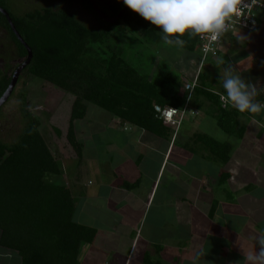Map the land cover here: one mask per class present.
<instances>
[{
	"label": "trees",
	"instance_id": "obj_1",
	"mask_svg": "<svg viewBox=\"0 0 264 264\" xmlns=\"http://www.w3.org/2000/svg\"><path fill=\"white\" fill-rule=\"evenodd\" d=\"M95 1L110 18L116 17L127 7L122 0ZM83 2L86 10L94 16L96 22L93 25L82 21L72 10L57 6L36 8L15 15L7 0H0V7L9 12L17 30L33 51L32 61L23 70L19 82L27 78L26 85L30 77H38L62 89L72 98L68 112L61 113L65 117L62 120L64 126L68 125L65 126L66 130L61 127L55 129L58 140L72 158L79 162L84 158L85 145L78 140L76 123L87 115L86 102L105 109L123 126L132 124L149 133L166 136L172 134V128L165 125L158 108L182 109L187 98L190 97V103L192 101L194 104L196 99L195 104H199L202 97L210 102L207 105L214 108L218 126L227 135L236 134L239 112L222 106L218 92L226 93L224 89L217 91L213 88L208 76L203 74V68L198 76V84L190 94L177 88L182 82L180 74L159 71L158 76L150 78L149 74H143L127 63L122 48L110 47L108 59L96 57L97 51L93 45L105 43L116 30L124 32V23L142 24L146 35L152 40L157 41L162 37L157 31L158 26L131 9L111 23L96 12L90 0ZM0 28L9 33L17 47L18 58L24 62L28 58V50L1 11ZM228 38H237V33L229 32L222 46ZM183 39V48L189 52H199L201 58L199 35H185ZM237 60L239 57L234 62ZM14 65L6 63L1 67L0 98L20 64L16 68ZM15 90L11 97L15 95ZM28 95L25 86L19 94L24 127L18 139L12 143L0 139V248L17 252L23 264H80L84 246L94 244L98 229L75 219L77 204L71 189L53 180V177L61 176V164L40 131L41 121L31 111ZM243 130H240L241 135ZM207 140L215 159L228 163L232 157L231 144L220 143L212 137H207ZM137 185V182L126 184L128 188ZM251 189L252 194L264 199L263 191L256 195L253 184L247 188ZM144 262L163 264L153 260L150 255H146Z\"/></svg>",
	"mask_w": 264,
	"mask_h": 264
},
{
	"label": "rangeland",
	"instance_id": "obj_2",
	"mask_svg": "<svg viewBox=\"0 0 264 264\" xmlns=\"http://www.w3.org/2000/svg\"><path fill=\"white\" fill-rule=\"evenodd\" d=\"M7 4H9L15 15L24 14L36 8L57 6L58 8L72 10L85 23L93 25L96 22L94 16L84 7L83 0H7ZM124 28V32L116 30L114 36L109 38L105 43L93 45L94 49L97 51L96 57L101 56L100 58L108 59L111 55L109 50L110 47L122 48L123 57L127 63L133 67L135 66L141 73L149 74L150 78L154 75L158 76L159 71L180 74L182 82L177 88H180V91L183 93L187 81L197 78L202 68L203 74L205 73L208 76V82L213 88L217 91L223 89L222 82L219 81V67H223L221 62L232 63L236 71L242 75V78L245 79L246 82L254 84L256 87L264 83V78L261 74V71H264V22H262L259 29L255 32L241 31L242 34L249 37L247 43L244 45H241L240 42L237 41V38H228L225 45L221 47L222 52L220 56L217 58L210 57L206 63L204 62L205 65H202V56L200 58L199 52H189L184 48L178 49L174 46L166 45L162 38L157 41L152 40L146 35L143 25L138 22H132L131 24L124 23ZM157 31L161 33L162 37L163 33L158 27ZM239 32L240 31L236 32L237 35ZM236 57H239V60L234 62ZM18 59V51L15 43L12 41L9 33L3 30V28H0V72L1 67L5 66L6 63L15 64L14 68H16L23 62V59ZM26 80L27 78L20 80L15 88V95L11 97L1 109L0 139L12 143L18 139L23 131L24 118L20 111L19 94L26 86L29 93V107L34 115L41 121L40 131L47 144L50 146L55 158L61 164L62 174L60 177H53L55 182L60 184L70 182L69 185H65L72 187V183H77L83 178V182L87 183L90 187H97L99 181L92 175V171H97L98 166L97 163H89L88 158L92 157H95L92 159L93 161L98 160L99 169L102 174L99 176L100 180L102 176H105L108 183L113 184L117 182L118 178L122 177L123 181L133 182L130 179V175L133 177L132 173L135 170L134 168L124 167V163H135V157H137V155H134L135 149L131 147L130 144H127L125 135L128 133L124 132L123 128L125 126L120 124L118 118L112 116L105 109L91 102H86L88 107L87 115L85 119L76 123L78 140L85 145L84 155L86 158L81 165V167L84 165L86 169L89 168V171L85 172L84 167L82 169H80L81 167L79 169L77 168L79 160L70 156L68 150L63 143L60 142L61 140H58L55 132L56 128H67L65 126L68 125L64 126V122L62 121L65 117H63L61 113L68 112L69 108L72 106V98L62 89L40 80L38 77H30L25 85ZM190 104L189 102L188 105L190 106ZM197 105H203V103L201 102ZM187 116V121L188 119L193 121L191 115L187 114ZM112 117L114 120L111 119ZM216 119L218 120L217 117ZM216 119H211L209 117L206 119V122L201 121V129L208 132L209 136L214 139L225 140L226 138V141L232 146V157L228 165L229 167L224 169L225 171H227V169L229 171L230 168L237 167V169L235 168V171H233V178L229 181L225 178L221 188L217 189L215 195L212 194L209 196L220 200L221 209L222 211L224 210V212L221 217L218 216L220 217L218 219L222 217H225V219H221L215 226H212V220L209 215V205L206 203L204 206H194L191 203L194 193L190 190L187 196L188 198L185 201L186 203L178 208L180 217L177 219H179L180 222L176 226L179 230H182L189 225L191 233L194 235V242L196 241V243H198L205 235L211 236V233L216 234L215 231L218 225L225 220L228 224V231L224 233L227 239L221 240V244L225 246L223 250L224 254L221 257L222 263L247 264L244 260V250L241 246L249 251H255L256 248L257 251H259L260 246L258 244L256 245V238L260 234H264V200L252 194V189L247 190V186L250 184L246 182L249 181L244 180L245 182H243V179H250L252 181L251 175H259V181L255 182L256 186L254 187L257 192L256 195H258L260 191L264 192V152L262 154L260 153L262 151H257V153H255V151L246 153V149L237 151L239 146L243 148H250V146H253L256 141L254 139L256 135L246 134V128L241 135L240 130L242 129H240V126L237 127L236 134L231 136L226 135L221 127L217 125ZM187 121L180 126V128L177 127L178 132H180L179 143L181 145H188L192 136H202V134H200V128L198 126L193 127V125H190ZM61 122L62 124H60ZM117 125L120 126L118 127ZM126 126L128 128L131 127L130 125ZM173 129H175L176 132V128ZM254 129L257 130L258 139L262 140L264 146V134H262V132L259 134L260 128L257 129L256 126H251L247 133L249 131H254ZM159 145L163 146V143L160 141ZM260 147L262 146L260 145ZM112 165L115 166L113 169L117 171L119 175L118 178H114L112 174H109V168H111ZM169 170H167L163 180L158 202L164 194H167L166 190L168 183H166V181L170 178ZM123 171H126L127 174H124ZM223 172L221 177H224ZM122 174L125 176L123 177ZM138 175V177H142L146 182L149 179L146 176H142V174L138 173ZM134 178H137V176ZM181 179L187 184V188L191 187V185H193L192 188L194 187L195 182L188 177L182 176ZM182 180L181 183L183 184ZM251 181L249 183H251ZM141 185L144 184L142 183ZM114 192L115 191H110L106 197L102 196L96 200L85 201V199H83L80 202L79 208L87 210L88 215L85 216L81 209L77 213L78 216H75L77 221L93 226L100 231V233L98 232L95 243L87 244L84 248L85 252L92 249V246L98 249V251L93 253V255L98 256V264H115L117 261H121L120 263L124 264L135 235L134 233L140 225L144 236H151V241L156 240V238L163 239L165 237V240H161L163 243H166L168 234L166 230L174 231L170 223H168V225L163 223L165 228L162 229V233H159L157 229L152 226L154 220L161 221L162 209L159 211L161 207L159 203H157L151 211L148 210L142 220V208L139 207L141 206L140 202L136 199L129 197L127 199L128 204L125 208L120 212L114 210L115 200L117 199L115 196L111 195ZM177 192L181 193L180 190ZM88 204H91V206ZM124 214L129 215L125 216ZM163 230L165 231L163 232ZM188 233L189 232L185 234ZM208 236H206V238ZM212 236L215 237V235ZM144 244V242H140L138 252L132 264H142L141 259L143 255H141L140 252ZM153 248L156 249L155 245ZM111 251L118 252L119 255L117 260L114 261L107 258L108 253ZM149 251L151 253L153 252L152 247L149 248ZM133 254L134 252L131 254L129 264ZM21 261V257L17 252H8L0 248V264H23ZM202 261V258H200V262Z\"/></svg>",
	"mask_w": 264,
	"mask_h": 264
},
{
	"label": "crops",
	"instance_id": "obj_3",
	"mask_svg": "<svg viewBox=\"0 0 264 264\" xmlns=\"http://www.w3.org/2000/svg\"><path fill=\"white\" fill-rule=\"evenodd\" d=\"M261 72L264 78V71ZM257 92L258 95L256 99L259 102L264 103V83H261L260 85L257 86ZM201 98L202 97H200L199 99L203 103L202 107L197 105V103L195 104L196 99H194V104L191 101L188 115H191L193 121L191 120L192 121L191 122L190 119H188L187 121L186 120V118H188L187 116L184 119L183 123L180 125L182 126L187 121L190 125H193V127L198 126L200 128L201 131L200 134H202V136L201 137L192 136L188 145L185 144L181 145L179 143L180 132H178L177 127L180 128V126H178L177 123L175 122H168L164 120L166 122L165 125L168 126L170 129L172 128L171 129L172 134L169 135L167 134L166 136L165 135L159 136L153 133H149L148 131L138 128L132 124H127L131 126L130 128H128L125 125L123 129L125 133L126 132L128 133L127 135H125L127 144H130V146L135 149L134 155H137V157H135L136 160L135 163H131V164H127V162L124 163V167L134 168L135 170L132 173L133 177H131L130 175V179L133 182H129L126 180L123 181L122 177L118 178L119 175L117 174V171H114L113 168L115 166L113 165L111 168H109V174H112L114 178H118L117 182L113 184H109L105 176L104 177L102 176L100 180L99 176L102 174L99 169L100 166L98 160L96 161L92 160L95 157L88 159H89V163H97L98 166L97 171L96 170L92 171V175L95 176L99 181L97 187H90L87 183L83 182V178L77 183L76 182L72 183L71 184L72 187L68 186L70 182L69 183L65 182V184H68L66 186L71 189L77 204L76 216H78L77 213L81 209H82L81 211L85 216L88 215L87 210H85L84 208L81 209L79 208L80 202L83 199H85V201L96 200L101 198L102 196L106 197L108 195V192L110 191H115L111 195L117 198L115 200L116 202H115L114 210L118 212H120L123 208L126 207V205L128 204L127 199L129 197L138 200V202H140L141 205L139 207L142 208V213H141L142 220L145 214L148 212V210L151 211V209L157 203H159V206H161L159 208V211L162 209L161 221L154 220L152 226L156 228L159 233H162V229L165 228L164 224L168 225V223H170L174 228V231L168 229L166 230V233H168L166 238L167 240L166 243L162 242V240H165L164 239L165 237L163 239L156 238V240L151 241L150 240L151 236L149 237L144 236L143 232L141 231V225H140V227L134 233L135 235L133 237V241L131 242L129 252L126 255L124 264H129V259L131 258V254L132 252H134L132 260L130 262V264H132L133 259L135 258L138 252L141 241L145 243L140 252L141 255H143L141 259L142 264H145L144 260L146 258V255H150V257L153 260L160 261L163 264H192V260L195 258L197 251H203L205 253V255L201 257L203 261L202 262L199 261V264H229L226 262L222 263L221 260V257L224 254L223 250L225 249V246L221 244V240L227 239L224 233L228 231L227 230L228 224L225 220L220 222V225H218V228L215 231L216 234L211 233V236L205 235V237H202V239L198 243H196V241L194 242V235L191 233V228L189 225L182 230H179L176 226L180 222V220L177 219L180 217V212L178 208L182 207L181 205L186 203L185 201L188 198L187 196L189 195L190 190H192V192L194 193V196L191 199V203L194 206L195 205L204 206L206 203L209 205L210 207L209 215H210V219L212 220L211 221L212 226H215L216 223H218L221 219H225V217L218 219L222 216V213L224 212V210L222 211L221 209L222 206L220 200L216 198H211L209 196L212 194L215 195L217 189L221 188L223 184V177H221L223 171H224L223 172L224 177L226 178V180L229 181L231 178H233L234 175L233 171H235V168L237 169V167L235 166L232 169L230 168L229 171L228 169L227 171H225L224 168L229 167L228 165L231 162V159L230 161H228V163L224 164L221 161H217L213 156L212 147H210L211 145H209V142L207 140V137H211V136H209L208 132L201 129L202 126L201 121L206 122V119L209 117L211 119H216L217 114H215L214 108L210 107L211 105H207L210 102L208 103V101L205 98H202L203 100ZM111 119L114 120L113 117ZM216 123L218 125L217 119H216ZM117 126L119 127L120 125ZM239 126L241 129L246 128V134L249 135L255 134L256 137L254 139L256 141L253 146H250V148H243L239 146V149L237 151L246 149L245 151L246 153H251L253 151L257 153V151H262L260 152L262 154L264 152L263 151L264 146L262 140L258 139L257 130L254 129V131H249L248 133L247 131L248 129L251 128V126H256L257 129L260 128L259 134L260 132L264 134V112H261L259 114L239 113ZM173 128H176V132L175 129ZM215 140L219 141L220 143L228 142L226 141V138L225 140L223 139L220 140L215 139ZM160 141L163 143V146L159 145ZM192 142L194 145H197V143L198 145L194 146ZM260 145L262 147H260ZM85 158L86 156L84 155L82 162H79L78 166L76 165L78 169L84 163ZM83 167L84 165L80 169H82ZM167 170L170 171V178H168L166 181V183H168L166 190L167 194H164L161 200L158 202V196L160 193L163 180L167 173ZM86 171H89V168L87 169L85 168V172ZM123 173L127 174L126 171H123ZM138 173L142 174V176H146L147 178H149L148 181L146 182V180H143L142 177L141 178L138 177L139 176ZM124 174H122L123 177L125 176ZM136 176L137 178H134ZM182 176L188 177L190 180L194 181L195 182L194 187L192 188L193 185H191V187L187 188V184L184 182V180L181 179ZM251 176H252V181L250 179L249 180L243 179V182L251 181V183L249 182L246 183L253 184V186L255 187L256 186L255 182L259 181L258 180L259 175H251ZM181 180L183 184L181 183ZM136 182L138 183V185L135 187L128 188L126 186V184H134ZM142 183L144 185H141ZM178 190H180L181 193L177 192ZM88 205L91 206V204ZM213 208L214 209L216 208V210H214ZM124 215L128 216L129 214H124ZM164 231L165 230H163V232ZM98 232L100 233V231ZM187 232L189 233L185 234ZM212 235H215V237H213ZM206 236L208 237L206 238ZM154 245L156 249L153 248ZM86 246L87 245H85L84 248ZM151 247L153 249L152 253L149 251V248ZM84 248L82 250V254L80 257V264H98L99 261L97 259L98 256L93 255V253L95 251H98V249L92 246V249H89L88 252H85ZM118 255L119 254L117 251H111L110 253H108L107 258L109 260L112 259L115 261L117 260ZM21 262L23 263V261ZM120 262L117 261L115 264H121Z\"/></svg>",
	"mask_w": 264,
	"mask_h": 264
},
{
	"label": "clouds",
	"instance_id": "obj_4",
	"mask_svg": "<svg viewBox=\"0 0 264 264\" xmlns=\"http://www.w3.org/2000/svg\"><path fill=\"white\" fill-rule=\"evenodd\" d=\"M122 3L146 21L158 26L163 33L164 43L178 49H183L185 35L193 37L208 34L215 40L229 33L232 30V19L239 17V9L247 5L245 0H122ZM248 39L249 37L241 31L237 35V41L241 45L247 43ZM221 63L223 67H219V81L222 82V88L226 93V99L225 96H221V100L224 101L223 106L234 108L241 114L264 112V103L256 99L257 87L246 82L232 63ZM189 107L188 105L180 124L177 123L181 118L180 113L168 122H175L180 126L188 114ZM168 108L175 107H166L161 110ZM159 113L160 117L167 121L162 116V112ZM257 244L260 246L259 251L257 248L255 251H249L241 246L247 264H264V234L256 238ZM204 255L203 251H197L192 264H199L200 258Z\"/></svg>",
	"mask_w": 264,
	"mask_h": 264
},
{
	"label": "built area",
	"instance_id": "obj_5",
	"mask_svg": "<svg viewBox=\"0 0 264 264\" xmlns=\"http://www.w3.org/2000/svg\"><path fill=\"white\" fill-rule=\"evenodd\" d=\"M245 3H247L246 7L240 8V16L234 17L232 19V30L230 32H238V31H249L254 32L259 29L262 22H264V0H245ZM229 34V33H227ZM222 37H217L215 40L212 39V37L208 34L199 35L200 43H201V52H202V63L206 61L207 58L213 57L217 58L219 57L220 48L222 46V41L226 39V35ZM198 84V77L194 78L192 81H187L185 84V90L184 92L192 93L195 87ZM220 100L221 96H225L226 94L219 93ZM186 105L183 109H177V108H168L166 110H161V108H158L159 111L162 112V116L167 120H173L174 116L178 113L181 114L180 120L177 122L178 124L181 123L184 115L186 114L188 104L190 101V97L186 99ZM222 106L224 104V101H222ZM224 107V106H223ZM225 108V107H224Z\"/></svg>",
	"mask_w": 264,
	"mask_h": 264
},
{
	"label": "water",
	"instance_id": "obj_6",
	"mask_svg": "<svg viewBox=\"0 0 264 264\" xmlns=\"http://www.w3.org/2000/svg\"><path fill=\"white\" fill-rule=\"evenodd\" d=\"M96 10V12L101 16L103 17L105 20L111 22V23H114L116 21H118L122 15L127 11L129 10L130 8L128 7H125L121 13H119L116 17L114 18H110L108 16H106L101 8L99 7V5L97 4V2L95 0H90ZM0 11L6 15V17L8 18L9 20V23L11 24V27L14 31V33L16 34L17 38L19 39V41L27 48L28 50V58L18 66V68L16 69V71L14 72L13 74V77H12V80H11V83L8 87V89L5 91V93L3 94V96L0 98V109L9 101L10 97L12 96L18 82H19V79H20V76L23 72V70L30 64V62L32 61V58H33V51L32 49L30 48V46L25 42V40L23 39L22 35L19 33V31L17 30L15 24L13 23V20L9 14V12L3 8V7H0Z\"/></svg>",
	"mask_w": 264,
	"mask_h": 264
}]
</instances>
